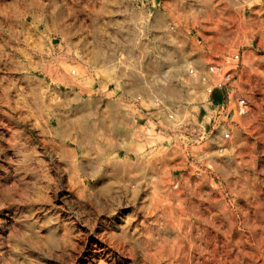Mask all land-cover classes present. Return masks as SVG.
<instances>
[{
  "label": "clouds",
  "instance_id": "1",
  "mask_svg": "<svg viewBox=\"0 0 264 264\" xmlns=\"http://www.w3.org/2000/svg\"><path fill=\"white\" fill-rule=\"evenodd\" d=\"M199 4L204 6L200 9L203 15L197 12L195 17L213 22L221 39L230 36L234 22L241 29L248 28L245 42H250L257 33L264 36V17L254 20L244 15L245 11H256L258 16L264 13V0H199ZM254 4L259 5L258 10L253 9ZM99 5L88 10L93 17L91 26L81 21L75 31L68 33L79 34L81 40L91 36V41L85 40L82 44L77 41L71 47L47 53L29 42L28 29L39 31L41 23L47 29L46 17L56 25H63L64 29H71L72 24L66 23L67 17L72 15L71 9L63 13L59 4L21 0L20 7L24 11L15 16L6 15L5 22L22 21L32 14L31 23L12 30L0 25V31L8 33V39L0 43V58L9 55L5 49L23 53L12 61L15 67L7 71L43 73L38 84L29 88L25 95L35 115L42 120L57 119L56 128L46 134L49 147L45 152L50 149L52 153L48 164L57 167L56 153L63 142L71 138L76 143L77 158L66 161L68 167L61 172L74 171L88 179L109 178L119 186L117 199L129 192L132 198L142 190L149 193L140 204L146 219L144 230L132 240L137 254L152 247L160 239L161 232L175 227L183 251L171 254L170 259L181 257L178 264H217V237L211 232L214 228L217 233H223L219 245L224 250L222 255L232 254L226 264H264V199L259 198L261 189L257 187L264 185V179L260 178L264 168L257 169L256 156L243 151L247 146L245 132L255 134L257 140H264V56L247 55L238 66L233 49L230 64L233 71L226 73L223 68L208 65L204 59L210 51L207 42L200 58L190 60L192 53L184 49L187 41H173V32L179 34L177 25L186 23L187 16L158 22L144 0L139 3L136 0H99ZM113 7L115 12L123 13L125 19L114 21L112 26L116 32L110 33L106 30L109 21L96 25L95 20L98 16L114 15ZM225 9L233 13L225 16ZM217 12L220 14L218 20L215 19ZM149 34L153 39L145 43L144 38ZM9 40L16 41L17 46L11 45ZM21 43L26 51L18 47ZM260 47H264V42ZM133 50L138 53L136 57L132 56ZM195 51L197 49H193ZM109 78L118 89L106 100L107 93L91 85L106 84ZM5 80L7 77L0 78V84ZM129 84L132 86L127 87ZM13 87H17L16 82L9 81L4 88L5 97ZM213 89L218 94L228 91L231 108L213 104L210 98ZM232 108L236 112L234 117L231 116ZM201 109L209 115L201 118ZM141 118L151 122L154 138L143 134L138 123ZM205 125H211L210 130L206 131ZM2 141L0 136V154H6ZM16 143L14 134L9 145ZM98 144L101 145L99 149ZM122 149L123 157L117 154ZM23 155L37 158L36 146L29 145ZM177 156L182 157L180 167L189 169L196 177L194 183L185 179L183 173L171 179L160 178L164 166ZM23 162L21 159L15 161L17 165ZM213 181L218 187L208 188ZM56 183L57 180H52L47 187ZM17 190L13 187L10 191ZM219 190L222 195L217 198L214 193ZM154 192L157 195L154 196ZM241 197L248 202V208L238 206ZM177 199L182 202L180 208L168 203ZM5 202L0 200V208ZM213 206L217 211L211 210ZM200 208L207 209V216L198 214ZM177 212L185 217L183 228L174 223ZM193 220L201 224L194 226ZM234 227L245 229L238 240L233 239ZM144 232L149 233L147 239H142ZM32 234L36 235V230L32 229ZM29 241L25 232L17 235L10 247L23 255ZM12 264H28V261L26 257L23 261L14 258Z\"/></svg>",
  "mask_w": 264,
  "mask_h": 264
},
{
  "label": "rangeland",
  "instance_id": "2",
  "mask_svg": "<svg viewBox=\"0 0 264 264\" xmlns=\"http://www.w3.org/2000/svg\"><path fill=\"white\" fill-rule=\"evenodd\" d=\"M45 2L59 4L61 6L60 11L63 13H67L71 9L72 15L67 17L66 23L72 24V28L64 29L63 25H56L55 21L46 17L47 29L45 24L41 23L38 26L39 31L28 29L26 33V38L34 47L38 45L47 53L52 49L59 50L64 46L71 47L77 41L81 44L85 40L91 41V36L81 40L79 34L68 35V33L75 31L81 21L85 25L91 26L93 24V17L89 15L88 10L93 7L98 8L100 6L99 0H45ZM139 2L140 0H136V3ZM144 2L147 8L152 11L153 19L158 22L181 20L182 17H188L186 23L181 22L177 25L179 34L173 32L172 39L176 43L183 40L187 41L184 44V49L192 53V56L189 57L190 60L200 58L205 42H207V47L210 50L204 55L208 65L223 68L226 73L233 71L230 66L233 49H235L238 57V66L243 63L247 55L264 56V47H260L261 43L264 42V36L261 34L257 33L252 36L250 42H245L248 36V28L241 29L238 23L234 22L230 36L227 39H221L220 32L213 22L198 20L195 14L199 12L200 15H203L200 9L204 7L199 4V0H154V3H148V0H144ZM20 3L21 0H0V25L12 30L22 26L27 27V24L31 23L32 14L26 16L22 21L10 20L5 22L6 15L15 16L24 11L20 7ZM217 7H221V5ZM252 7L256 10L259 9V5L256 4ZM113 11L114 15L112 16L96 17L95 24L103 25L104 21H109L106 30L115 33L116 29L112 26L113 22L124 20L125 16L123 13L115 12L114 7ZM189 13L193 15L189 16ZM232 13L233 10L231 9L224 10L225 16ZM244 15L245 17L251 16L254 20L264 17V13H260L258 16L256 11H245ZM219 18L220 14L217 12L215 19L218 20ZM224 30L227 31L226 26H224ZM0 37H2L0 39V43H2L3 39H8V33L0 31ZM152 39L153 35L149 34L144 38V42H150ZM9 43L14 47L17 46L16 41L9 40ZM18 47L26 51L23 43L19 44ZM193 49H197V51L193 52ZM5 51L9 55L0 58V78L7 77V80L0 84V136L3 137L2 143L7 150L6 154H0V200L6 201L5 206L0 208V264H12L14 258L23 261L25 257L28 264H178L182 259L181 257L177 256L176 260L169 258L173 253L183 251V248L179 247L181 242L177 239L175 227L169 231L161 232L160 239L147 251L137 254L132 247L133 238L139 232H143L146 223L145 213L140 204L144 197L149 194L147 191L142 190L135 198H132V192H129L127 196L117 199L119 186L109 178L103 180L88 179L74 171L67 172L64 170L65 172H61V169L68 167L66 161H75L77 158L76 143L71 138L65 140L63 147L56 153L57 167L53 168L48 164V161L52 159V153L50 149L45 152V148L49 147L46 134L56 128L57 119L48 117L42 120L35 115L28 97L25 95L29 88L38 84V78H42L43 73L40 71L31 73L7 71V69L15 67L12 61L21 57L23 53L22 51L13 52L12 49H5ZM137 55V51L133 50L132 56L136 57ZM9 81H15L17 87H13L5 97L4 88L8 86ZM134 83L135 81L132 82V84ZM132 84L127 85V87H131ZM91 87H101L107 93L106 100L118 89V85L112 82L110 78L106 84L93 83ZM60 88L63 89L64 85L61 84ZM210 98L214 105L218 104L231 108V98L227 90L218 94L217 90L213 89ZM235 114L234 108H232L231 116L234 117ZM206 115L209 114L201 109V118ZM138 123L145 136L150 139L154 138V130L150 126V121L141 118ZM146 125L148 126L146 127ZM210 128L211 125H205L206 131ZM14 134L17 136V143L15 146L9 145ZM243 136L246 138L247 145L243 151L256 156L257 169L264 168V140H257L255 134L249 135L247 132ZM29 145L36 146L37 158L23 155L28 150ZM100 147L101 145L98 144L97 148ZM117 154L121 157L125 155L123 149ZM60 156H63L64 159H59ZM247 158L245 157V159ZM17 159L24 162L17 165L15 163ZM181 163L182 157L180 156L169 161L161 170L160 178L171 179L172 177H180L183 173L185 179L194 183L196 177L190 173L189 169L181 168ZM45 176L47 179H44ZM260 178L264 179V173L260 174ZM52 180H57V183L52 187H47ZM13 187L18 190L11 192ZM46 187L47 191L45 192ZM217 187L218 185L214 181L208 185V188ZM257 187L261 189L259 198L264 199V185H257ZM152 194L157 195L155 192ZM214 195L217 198L220 197L222 190L215 191ZM27 197L32 199H27ZM22 200L24 202H21ZM168 203H174L177 208L182 206L180 199L168 201ZM203 203L207 204V201ZM238 206L248 208V202L242 197L238 198ZM211 210L217 211L215 206ZM198 214L207 216V209L200 208ZM174 215L175 225L183 228L185 217L178 212ZM192 223L195 226L201 224V221L193 220ZM32 229L36 230V235L32 234ZM244 230L241 227L233 228V239L238 240L240 233ZM23 232L28 233L30 241L25 247L23 255H21L15 253L10 244L17 235L23 234ZM211 232L217 237V264H221V262L226 264L232 254L230 253L227 257L222 255L224 250L219 245L222 243L223 233H217L214 228L211 229ZM194 233L195 227L193 228ZM148 235V232H144L142 239H147ZM248 250L244 249V251Z\"/></svg>",
  "mask_w": 264,
  "mask_h": 264
},
{
  "label": "bare ground",
  "instance_id": "3",
  "mask_svg": "<svg viewBox=\"0 0 264 264\" xmlns=\"http://www.w3.org/2000/svg\"><path fill=\"white\" fill-rule=\"evenodd\" d=\"M19 119V118H18ZM69 141V140H68ZM67 150V149H66ZM65 150V151H66ZM256 150V149H255ZM63 151V150H62ZM8 154V153H7ZM68 154V153H67ZM12 157V156H11ZM28 157V156H27ZM72 157V156H71ZM67 159V158H66ZM75 159V158H74ZM73 160V159H72ZM34 161V160H33ZM65 161V160H64ZM31 162V161H30ZM29 165V164H28ZM34 166V165H33ZM32 168V167H31ZM36 168V167H35ZM62 168V167H61ZM30 169V168H29ZM33 172L35 173V171L33 170ZM65 172V171H64ZM68 172V171H67ZM66 172V173H67ZM26 178V177H25ZM37 183V182H36ZM33 186V185H32ZM35 186V185H34ZM68 186V185H67ZM68 188V187H67ZM67 193V192H66ZM36 194V193H35ZM41 194V193H40ZM70 194V193H69ZM68 194V195H69ZM29 195H31V194H29ZM41 199V198H40ZM109 200V199H108ZM76 201V200H75ZM110 201V200H109ZM43 202V201H42ZM97 204V203H96ZM101 205V204H100ZM103 208V207H102ZM106 208V207H105ZM107 209H108V207H107ZM98 210V209H97ZM103 211H104V209H103ZM102 212V211H101ZM1 214V213H0ZM102 214V213H101ZM1 216V215H0ZM185 223V222H184ZM11 225V224H10ZM180 226H181V224H180ZM3 228V227H2ZM235 228V227H234ZM21 229V228H20ZM108 229H110V228H108ZM5 231V230H4ZM42 232V231H41ZM24 233V232H23ZM140 233V232H139ZM172 237V236H171ZM126 238V237H125ZM173 239V238H172ZM176 240V239H175ZM51 242V241H50ZM52 243H54V242H52ZM105 243V242H104ZM52 246V245H51ZM111 247V246H110ZM157 247V246H156ZM68 248V247H67ZM43 249V248H42ZM58 249V248H57ZM157 250V249H156ZM159 250V249H158ZM104 252V251H103ZM133 252H135L134 250H133ZM44 255V254H43ZM90 256V255H89ZM45 258V257H44ZM90 258V257H89ZM97 258V257H96ZM153 260V259H152ZM169 262V261H168ZM81 263V262H80ZM150 263V262H149Z\"/></svg>",
  "mask_w": 264,
  "mask_h": 264
},
{
  "label": "built area",
  "instance_id": "4",
  "mask_svg": "<svg viewBox=\"0 0 264 264\" xmlns=\"http://www.w3.org/2000/svg\"><path fill=\"white\" fill-rule=\"evenodd\" d=\"M211 66H213L214 68H216V66L215 65H211ZM228 73V72H227ZM234 111H235V109H234ZM236 113V112H235Z\"/></svg>",
  "mask_w": 264,
  "mask_h": 264
}]
</instances>
